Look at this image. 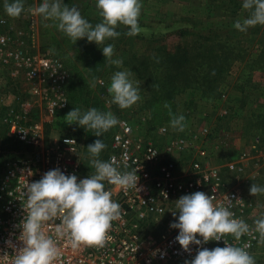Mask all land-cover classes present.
Returning a JSON list of instances; mask_svg holds the SVG:
<instances>
[{
	"label": "rangeland",
	"instance_id": "1",
	"mask_svg": "<svg viewBox=\"0 0 264 264\" xmlns=\"http://www.w3.org/2000/svg\"><path fill=\"white\" fill-rule=\"evenodd\" d=\"M233 1L239 4L236 10ZM4 2L0 0V37L5 36L9 41L3 52L16 50L33 57L57 58L67 70V110L44 128L51 144L65 134L78 138L83 169L88 176L95 169L87 147L102 139L107 147L100 159L105 160L118 125L102 137H96L92 130L67 124L65 117L75 108L82 113L90 108L111 111L119 121H128L136 135L153 139L160 145L166 138L158 135L157 130L161 127L174 130L170 125L169 111L177 116L183 115L185 129L175 132L186 134L192 130L198 133L202 128H208V136H199V142L209 153L208 164L222 167L224 180L230 187L235 182L229 173L223 171V166L235 159L254 138L264 143V56L261 55L264 26L249 28L246 33L235 29L234 23L243 21L249 14L243 9L244 0H141L140 34L129 37L127 28L120 26L117 29L120 36L106 41L114 45L113 59L123 61L119 67L110 64L95 43H89L85 38L74 44L54 22L27 12L30 7H38L42 0H24L26 11L18 19L7 16ZM64 3L76 6L93 25L101 22L96 0H64ZM184 31L188 33H182ZM213 31L216 32V42L221 45L218 51L228 53V47L231 51L227 55L231 66L221 77H215L209 61L201 57L183 68L172 65V74H167V78L164 76L162 61L169 53L178 45L197 47ZM151 57L155 62L150 61ZM142 62L145 65L138 69ZM116 71H130V79L140 87L141 99L130 109L121 110L111 103L112 97L107 89ZM193 73L202 78L191 76ZM212 79V83H206ZM26 88L27 83L21 77L12 80L9 69L0 61L2 164L8 161L11 151L18 149L8 136L5 115L7 109L17 108L30 98ZM166 104L169 107H165ZM222 111H226L227 116H222ZM31 115L34 120H39L43 110L35 108ZM183 158L188 161L189 156ZM246 175L249 183L238 188L254 203L257 217L264 218V194L250 195L253 183L264 187V167L256 168L250 163ZM253 256L256 264H264V243H260Z\"/></svg>",
	"mask_w": 264,
	"mask_h": 264
},
{
	"label": "built area",
	"instance_id": "2",
	"mask_svg": "<svg viewBox=\"0 0 264 264\" xmlns=\"http://www.w3.org/2000/svg\"><path fill=\"white\" fill-rule=\"evenodd\" d=\"M8 41L7 37H0V61L9 69L12 80L21 77L27 83L25 92L30 98L17 108L7 109L5 115L8 136L19 148L10 152L12 157L0 169V255H10L0 264H12L11 255L22 247L19 225L25 216L23 193L27 183L39 181L46 172L55 169L65 175L75 174L81 180L88 177L78 139L65 134L51 144L45 133L44 126L53 123L69 104L65 66L57 58L33 57L16 50L3 52ZM35 108L43 110L39 120L31 115ZM221 115L227 112L222 111ZM157 134L166 138L163 145L136 135L128 121L120 120L105 161L114 157L121 170L137 171L138 188L124 191L106 184V189L113 191V200L121 205V218L112 222L106 244L74 251L64 247L61 241V256L56 264H185L191 261L200 246L192 245L191 252H185L176 240L179 230L171 228V224L178 222L179 214L173 215L175 202L197 191L215 196L214 204L228 207L235 218L254 229L255 220L260 218L254 203L238 186L249 183L246 169L250 163L256 168L264 167V143L259 138H254L235 159L223 166V171L235 182L230 187L224 180L222 167L208 164L209 153L199 142V136H208V128L198 133L189 130L178 134L161 127ZM188 156V161H184L183 157ZM224 239L235 246L248 244L247 250L252 256L260 245L256 232L243 236L240 241L232 236ZM225 246L224 240L203 245L210 250Z\"/></svg>",
	"mask_w": 264,
	"mask_h": 264
},
{
	"label": "clouds",
	"instance_id": "3",
	"mask_svg": "<svg viewBox=\"0 0 264 264\" xmlns=\"http://www.w3.org/2000/svg\"><path fill=\"white\" fill-rule=\"evenodd\" d=\"M243 9L248 16L234 23L235 29L247 32L257 25L264 26V0H244ZM4 11L9 18L18 19L26 11L24 0H5ZM141 0H96V8L101 22L93 25L85 19L76 6H69L64 0H42L38 7H30L27 12L40 16L44 21H52L59 31L74 44L87 39L102 49L110 64L121 66L123 61L113 59L114 45L106 41L120 36L117 29L127 28L126 35L140 34L139 17L142 10ZM47 26V25H46ZM130 71H116L107 89L111 103L121 110L130 109L140 99V87L130 79ZM165 107H169L167 104ZM170 125L174 130L183 132L185 117L169 111ZM65 121L86 130H92L96 137H102L120 124L111 112L90 108L81 112L79 108L70 111ZM68 143L69 141H65ZM102 139H97L87 147L91 165L95 169L87 178L78 179L75 174L65 175L55 169L46 172L36 182L27 183L23 196L25 216L19 225L22 247L11 255L12 264H56L61 256L59 242L64 247L78 250L81 247H103L112 222L121 218V205L113 200L114 189L127 191L138 188L137 171L121 170L115 158L108 161L100 159L106 149ZM125 165V169H126ZM264 194V187L252 184L250 195ZM215 196L197 191L184 195L175 202L178 222L171 228L178 229L176 240L185 252L191 246H200L195 258L185 264H256L254 256L247 250L249 245L235 246L224 238L232 236L240 241L245 235L259 234V242L264 243V218L255 220L254 229L244 220L235 218L234 213L224 205L214 204ZM199 237V238H198ZM224 240L225 247L208 249L203 247L210 241ZM7 253L0 255V261L7 260Z\"/></svg>",
	"mask_w": 264,
	"mask_h": 264
},
{
	"label": "trees",
	"instance_id": "4",
	"mask_svg": "<svg viewBox=\"0 0 264 264\" xmlns=\"http://www.w3.org/2000/svg\"><path fill=\"white\" fill-rule=\"evenodd\" d=\"M233 4H234V8L236 10L238 8L239 4L236 3L235 1H233ZM182 33L187 34L188 32L184 31ZM205 38H207V39H205ZM205 38H203L204 42L199 43L197 47H195L193 45H178L174 49L173 52L169 53L167 55V57H165V59L162 61L163 67L165 68L162 70L164 76L166 77L167 74L169 76L172 74V69H171L172 65L176 66L177 69H178V67L183 68L188 63H193L199 57H201L202 59H207L209 61V64L211 65L210 68H211L212 74L215 77H221L226 72L225 70L230 68V66H231L230 65L231 62L227 58V55L229 56L231 54V53H229V52H231V51H229L230 48L228 47V53L218 51L217 48L220 49L221 45L216 42L217 41L216 40L217 39L216 38V32H214V31L210 32V36L205 37ZM261 55L264 56V51L262 52ZM150 61L155 62V59L153 57H151ZM143 65H145V62L140 63V65L138 66V69H142ZM153 67H154V64H153ZM191 76H195L197 79L202 78V77H200L194 73L191 74ZM194 81H196V80H194ZM213 81H214V79H212L209 82L206 81V83L210 84ZM185 82H187V81H185ZM65 111H63L62 113H64ZM225 116H227V115H225ZM70 135L76 137L73 134H70ZM17 148H19V146ZM11 157H12V155H10L9 158H11ZM0 164L2 167L1 162H0Z\"/></svg>",
	"mask_w": 264,
	"mask_h": 264
}]
</instances>
